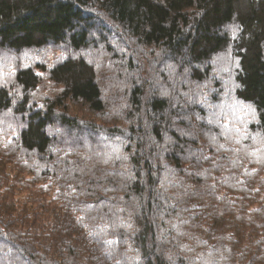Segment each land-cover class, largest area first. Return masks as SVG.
<instances>
[{
  "label": "trees",
  "instance_id": "trees-1",
  "mask_svg": "<svg viewBox=\"0 0 264 264\" xmlns=\"http://www.w3.org/2000/svg\"><path fill=\"white\" fill-rule=\"evenodd\" d=\"M0 264H264V0H0Z\"/></svg>",
  "mask_w": 264,
  "mask_h": 264
},
{
  "label": "rangeland",
  "instance_id": "rangeland-1",
  "mask_svg": "<svg viewBox=\"0 0 264 264\" xmlns=\"http://www.w3.org/2000/svg\"><path fill=\"white\" fill-rule=\"evenodd\" d=\"M243 108L241 106H239L240 110L238 109L237 115L235 114L233 116L234 113H230L226 117V120L229 121L230 123H232L231 129H234V131H239L242 133L244 131L242 126H243L244 120H245V110L247 112L251 113V110L248 106H243ZM71 110H72V113H74V112H78L79 108L78 109H71ZM227 148H228V150L233 149L234 153H237L238 151H240V148H238V146L233 144V143L231 145H229Z\"/></svg>",
  "mask_w": 264,
  "mask_h": 264
},
{
  "label": "snow or ice",
  "instance_id": "snow-or-ice-1",
  "mask_svg": "<svg viewBox=\"0 0 264 264\" xmlns=\"http://www.w3.org/2000/svg\"><path fill=\"white\" fill-rule=\"evenodd\" d=\"M80 219H83V218H80ZM107 243L111 244V243H112V241H108Z\"/></svg>",
  "mask_w": 264,
  "mask_h": 264
}]
</instances>
